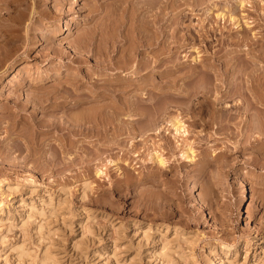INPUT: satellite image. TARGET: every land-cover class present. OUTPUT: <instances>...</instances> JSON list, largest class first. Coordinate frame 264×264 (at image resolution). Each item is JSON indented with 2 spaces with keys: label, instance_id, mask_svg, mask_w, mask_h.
I'll list each match as a JSON object with an SVG mask.
<instances>
[{
  "label": "rangeland",
  "instance_id": "1",
  "mask_svg": "<svg viewBox=\"0 0 264 264\" xmlns=\"http://www.w3.org/2000/svg\"><path fill=\"white\" fill-rule=\"evenodd\" d=\"M100 1L105 2L108 6L111 4L110 9L105 5L108 9L102 8ZM111 1L0 0V24L7 23L9 25L6 24L7 28L4 26L5 24L0 25L1 31L8 32L7 34L6 31H0V46H2V50L5 49L3 52L7 53V47H10L9 50L7 49L8 53L14 51L12 55L7 53L8 56L3 54L2 50L0 51L4 57H0V264H213L214 259L220 260L217 264H264V146L259 145L263 148H256L257 145L252 147V144L261 143L260 136L255 138L246 132L249 122L244 120V115L243 119L238 118V115L237 118L233 116V119L228 120V123L225 120L218 124L215 121H211L212 123L209 121L211 124L208 121L205 123V120L208 119L205 116H210V111H212L211 116L214 115L216 119V115H221L222 109L226 108L223 106L225 104L217 103L214 106L215 109L217 108L215 111L213 108L209 109L207 105H202L201 108L200 105L197 107L195 104L191 108L186 107L181 99L171 102L172 100L166 98L168 96L166 91L171 93L173 87L179 84L183 85L184 82H187L185 81L186 77L180 79L177 77V80L174 78L175 82L170 80L174 84L178 81L179 84L173 85L169 81L168 85H163L161 75L158 74L156 80L161 79V86L159 87V81H156L159 88L155 86L157 88L156 99L152 100L155 102L150 101L151 105L149 100L143 97L142 93L145 91L141 93L142 90L138 89V93L136 90L139 95V104L137 103L139 108L136 106V111H141H138L139 114L136 112V115L132 114L129 117L126 116L129 109H125L128 104H124L127 96L129 99L131 98L132 91L123 92L124 94L122 93L120 98L124 101H121V105L119 102V105H115L114 108L120 109L119 116L122 115L126 120L119 117L121 121L122 119L124 121L121 122L123 125H120V120L117 122L113 118H105L102 121V126L106 128L104 137L102 134L98 136L92 129H84L80 132L78 130L80 126L67 121L66 123L69 125H66L65 122L64 125L71 126L74 133L67 132L66 129H55L52 125H40L39 129L33 123L41 118L43 123H47V117L52 119L57 114H62L60 110L53 114L45 111L47 101L55 100L53 97L50 98L53 95L52 92L47 96V91L49 92L51 87L53 89L62 87L61 84L68 83L71 78L72 81L77 78L81 82L77 80L78 82L75 83H80V86L82 85L84 88L85 85L90 84L88 82L93 80L92 77L101 76L102 73L106 75V70L96 69L93 71L91 69L92 64L95 65V58L88 55L89 50L85 51V55L83 51L79 50V47L77 49V43L81 42L83 45V41L86 39L84 35L91 36L90 38L95 41L93 45H95L100 39L99 36L105 35V33L106 36L112 35L106 31L109 28L107 25L109 22H112L113 25L114 21H111V18L115 21L119 20V22L121 20L123 26H120V31L123 34L121 37L123 40L118 41V44L122 45L121 47L124 45V51L126 48L128 49L129 43L125 40L129 42V37L132 40L133 34L129 31L131 29L133 31L137 27L134 24H138V22H129L133 10L131 14L128 13V6L131 3L129 7L131 8L132 2L131 0H120V3ZM191 1H187L188 6H184L183 3L177 6L173 4L172 9L167 8V16L165 15L162 27L168 22V28H170L168 30L172 31L171 27L173 28L177 23L179 26L183 24L184 29L181 28L177 33L184 34V38L179 36L181 38H178L179 42L172 41L174 44L170 43L171 50L177 49V53L175 52L177 55L172 52L171 54L175 58L171 57L172 55L169 56L174 59L170 58L169 64L166 65V68H170V70L166 72H170L178 66H183V70L188 71L187 69L192 65L190 62L192 55L199 53L208 56L211 55L212 49H214L212 52H217L215 56L218 61L219 58L226 59L223 54L226 51L225 47L227 49L228 46L229 50L234 51L237 45L225 43V46L220 39L225 35H230L232 39H237L242 35V31H236L231 23L227 24L229 26L231 24L233 28L229 27L228 29L227 25L222 30L219 28L223 24L217 23L218 26H216V32L213 35L214 40L212 39V44L215 45L206 47L200 35L197 37L195 35L202 31L201 16L204 15L202 13H204L203 8L205 9V7L199 3V0L192 1L193 4L189 7ZM226 1L221 0L220 2L219 0V4L222 5V2ZM232 1L234 2V0L230 2ZM247 1L249 3L253 1L257 9L253 6L250 7L251 2L242 11L246 12L251 19L253 18L255 27L263 25L264 13L262 11L264 10H259L261 2L259 0ZM247 1L246 3H248ZM124 2H128V5L123 4ZM136 2L140 1H133V5H136ZM116 3L121 6L119 7ZM1 5L6 6L7 10ZM88 5H91L92 9L88 10ZM94 5L98 9L94 8ZM202 5L203 7H201ZM9 8L10 10H8ZM111 8L115 9L114 12ZM122 8L128 9L126 12L130 16L126 12L124 13ZM152 8L142 11L149 13L152 11L151 13L154 14L158 9ZM217 8L214 7L215 10ZM117 9H122V12L118 10V14H116ZM236 10V13L241 12L239 9ZM178 11L180 12L178 13ZM257 11H260L259 15L263 14L260 18ZM111 12L114 13V17ZM129 12L131 11L129 10ZM182 12L186 13L183 15ZM103 13L104 16L107 14L109 18L112 14V17L108 19L109 22L103 21L102 25L103 22L100 21L107 18V16L103 17ZM2 15L3 19L9 21L1 19ZM118 15L119 17L127 16V19L125 17L122 18L123 20L119 19ZM182 15L185 18L180 20ZM6 16L9 17L6 19ZM10 17L11 19H8ZM262 17L263 19H261ZM11 20H15L17 23ZM177 20H180L182 24H179ZM18 21L21 24H18ZM94 22H97L96 25ZM12 23L14 24L12 25ZM105 23L107 24L105 25ZM127 23L133 28L128 27L130 30L126 28L129 25ZM212 23L215 24L214 21ZM93 25L96 29L88 27ZM112 25L110 28L113 29ZM207 25H210L209 22ZM65 26L68 28L59 32L61 27ZM100 26L102 28L104 26L102 30L105 33L102 35H100ZM125 28L132 36H129ZM141 29L145 30L146 27L141 25ZM111 30L108 31L114 32ZM191 30H194L193 33ZM86 32L88 34L92 32V35H88ZM260 32L264 33V28ZM237 33H240V36ZM14 34L17 36L15 37ZM124 34L128 35L126 37L128 39L124 38ZM11 36H14L16 41L6 38ZM18 36H21L22 39ZM89 37L87 40H90ZM188 37L191 39L190 41ZM198 37L201 40L198 41ZM208 37L211 38V35ZM215 37L220 38V41ZM17 38L19 39L17 40ZM110 38L112 37L110 36ZM192 40L195 42L193 43ZM186 41L187 44H185ZM156 42L155 45L152 44V47L157 52V56H161L164 54L161 53V44L159 41ZM125 43L128 45L125 46ZM221 44H224L225 47ZM65 45H71L72 50L65 48ZM172 45L178 46V48L173 47L172 49ZM89 46L91 45L89 44ZM194 46L197 48L194 49ZM196 50L198 51L195 53ZM235 51L234 55L240 54ZM79 52L80 55L77 54ZM111 53H115V50ZM72 54L80 57L82 55V61L78 62V59H73ZM201 55L198 56L199 59L202 58ZM83 57L86 59L84 60ZM176 58L180 63L176 61ZM207 59L204 60L209 61L211 57ZM196 61L198 62V60ZM195 62L192 61L193 65L197 63ZM239 62L240 57L236 60V67ZM158 66L155 67L157 70L164 68V65L158 64ZM119 73L125 74V71ZM73 75L76 77H74L75 79L72 77ZM79 75L81 76L79 77ZM141 75L143 77L141 76L140 80L145 78L143 74ZM166 76L171 77L170 75ZM45 77L47 80H44ZM195 77L188 78L190 82L187 83L194 81ZM34 79L37 84L34 83ZM38 80L41 82L39 83ZM85 80L87 84L84 82ZM32 84L35 85L37 91ZM30 88L33 89V93L40 94L42 91V96L38 95L40 98H32V95L36 96L37 94H33ZM159 89L160 91H158ZM29 90L32 95H28L30 94ZM157 92L160 93L157 94ZM45 94L47 99L43 96ZM42 97L46 101L42 100ZM234 97H230L226 101L228 104L235 101L233 103L236 105L232 104L231 107H227L230 112L241 109ZM26 98H29V101ZM58 98L56 101L62 100V98ZM107 100L111 101L106 98L105 101ZM22 102L25 103L23 106ZM39 102L46 103L41 105ZM149 105L151 106L149 107ZM54 106L58 107V105ZM9 108H12L11 111ZM70 111L74 112L76 109ZM175 114L181 116L186 124L187 134L185 136L174 137L170 132L171 129L167 128L170 126L165 122ZM196 114H200L197 115L199 117H196ZM45 116L46 120L44 121ZM62 116L64 117L61 115L59 118L62 119ZM107 120L108 122H106ZM114 121L117 125L113 123ZM92 122L88 121L87 123L88 125L101 123ZM151 123L152 126H150ZM124 125H126L125 128ZM159 125L162 126V131H159ZM100 135L107 139H105L106 143L103 142L104 139L99 138ZM34 139H36V143ZM66 140L70 143L69 147L71 146L68 148V152L56 151V146L66 144ZM179 140L182 141L178 146ZM12 143H17L14 145L15 148L10 145ZM19 145L21 149H19ZM187 145H190L194 151L191 160H183L179 155L178 149ZM5 147L11 149L7 148V150ZM23 147L25 148L22 150ZM148 150H156L165 156L166 165L161 166L147 160ZM133 152L136 154L134 155ZM107 159H113L116 164H104ZM100 166L103 170L102 173L96 171V168ZM190 182L193 184V191L189 190ZM239 210L240 215H238Z\"/></svg>",
  "mask_w": 264,
  "mask_h": 264
},
{
  "label": "bare ground",
  "instance_id": "2",
  "mask_svg": "<svg viewBox=\"0 0 264 264\" xmlns=\"http://www.w3.org/2000/svg\"><path fill=\"white\" fill-rule=\"evenodd\" d=\"M4 1V0H3ZM96 1V0H95ZM106 1V0H105ZM107 1H109V0H107ZM115 2L116 1H118L119 3H120V0H114ZM123 1V0H122ZM125 1H127V0H125ZM133 1H137V0H133ZM133 1L131 0V2H132V7L131 8H129L130 7V5H131V3H130V5L128 6V9L131 11V12H129V10H128V13H132V10H133V13H132V16H130L126 11L127 10H124L123 8V10H124V13L126 12L130 17H131V21L129 20V22H132V23H134V22H138V24L137 25H135L134 24V26L136 27L133 31H132V29L131 28H133V27H131L130 26V24L129 23H127V24H129V25H127V27L126 28H128V27H130V31L129 30H126V28H125V31L126 32H131L132 34H133V37H132V40H130V38L131 37H129V42L127 41V40H125L127 43H129V46H128V49L126 48V50L124 51V49H123V47H124V45H123V47H121L120 46V44H118L119 42L118 41H120V40H123L121 37H123L122 35V32L120 31L121 29H120V26L122 25L121 24V20H120V22H119V20L118 21H115L114 19L112 20V14L111 13H113L114 12V10H112L113 8H111V10L113 11V12H111V13H109V14H111V21H114L113 22V25L109 22V20L108 19H110L108 16H107V14H106V16H107V18H103L102 19V17H101V19H102V21H100V22H103V21H105V20H107L108 22H109V24H107V23H105V25L107 24V25H109V28L106 30L107 31V33H109V34H112V35H107L106 36V33L105 32H103V30L102 29H104V26H103V28L100 26V28H101V34L100 35H102V33L104 34L105 33V35H102V36H99L100 37V39L99 38H97V39H99V41H98V43L97 44H95V45H93L94 44V42L95 41H93L92 40V38H90L89 36H87V37H89L90 38V40L88 39L87 40V37H86V35H84L85 36V42L83 41V39H81V41H83V45L81 44V42L80 43H77L78 44V46H77V49H78V47H79V50L82 52L83 51V54H85V51H87V50H89L90 51V53L88 54L90 57L92 56V57H94L95 58V65L94 64H92L93 65V67H91V69L94 71V70H98V69H100V70H106V75H104L103 73H102V75H104V76H102L101 74V76H97V77H92V79L93 80H91V82H88V83H90L89 85H85V87L84 88H82V85L80 86V83H78V84H76L79 80L73 75L72 77L74 78H76V80L75 81H72L73 79L71 78V81H68V83H65V84H61V83H59V84H61L62 85V87L60 86V87H54V89L51 87V90H50V87H48L49 88V92L47 91V96H49V94L52 92V94L53 95H51L50 96V98L51 97H53V99L55 98V100H50L49 99V101H47V103H46V113H49L50 112V114L52 113H55V111H58V110H60V111H62V114H60V115H58L57 114V116L56 117H54V118H52V119H48V117H47V120H46V116H45V119H44V121L46 120V122L47 123H43L41 120H42V118H41V120H36V121H34L33 123L36 125V126H38V128H39V126L40 125H52L55 129H58V130H63V129H66L65 131H67V132H73V130L69 127V126H65L64 125V122L66 123V121L67 122H69V123H71V124H76V126H80V128H78V130L81 132L82 130H84V129H92L96 134H98V136H99V134H105L104 132L106 131V128L105 127H103L102 126V121H104V119L105 118H107V117H109V118H113L115 121H117V122H119L118 120H120V118L122 117V115H120L119 116V110L117 109V108H114V106L115 105H119V102H120V105H121V101H122V99L120 98L121 97V94L123 93V92H127V90H129V92L130 91H132V94L130 95V97L132 98H130L129 99V96H127L126 98H125V104L124 105H126V104H128V105H126L127 106V108H125V109H129L128 110V113H126V116L127 117H129V116H131L132 114H137L138 113V111H141V110H137L136 111V106L139 108V106L137 105V103L139 104V95L137 94V92L139 91L138 89H140V90H142L141 91V93L143 92V91H145V92H143L142 94H143V97H145L147 100H149V102L150 101H152L154 98H155V94H156V90H157V88L155 87V86H157L158 87V85H156V81H159V87L161 86L160 85V81H161V79L160 80H156L157 79V75L159 74V76L162 78V81H161V83L164 85H168L167 83H169V81L170 80H173V82H175L174 81V78L176 79L177 77H179V79L182 77H186L187 78V80H185V81H189L188 80V78H191L192 76H193V78L195 77V76H197V77H195L196 79H194V81H191V83H187V82H184L183 83V85L182 84H179L178 83V81H177V83L179 84L178 86H176V87H173V89H172V91H170L171 93H168V91H166L167 92V95H166V93L165 92H163V93H165V95L167 96H164V97H166V98H168V99H170V100H172L171 102H173V101H176L177 99H181V101L183 102V103H185V105H186V107L188 106V107H194L193 105H195L196 104V106L197 105H200V107L202 108V105L204 106V105H207L208 107H209V109L210 108H213L215 111L217 110V108L215 109L214 108V106L217 104V103H222V104H225V105H223V106H225L226 108L224 109L223 108V106H222V113H221V115H216V119L214 118V115L213 116H211V112L212 111H210V116L208 115V116H205L206 118H208V119H206L205 120V123L208 121H215L217 124L218 123H220L221 121H226L227 123L229 122L228 120H230L233 116H235L236 118L238 117V118H242V116L244 115V120L246 119V121L247 122H249L248 123V126H247V133H249V134H251V136H254L255 138H258L259 136H260V141H261V143H258V144H252V147L253 146H256L257 145V147L256 148H258L259 147V145H262V146H264V33H261L260 32V30L262 29V28H264V24L263 25H258V27H255V23H254V20H253V18L251 19V17L246 13V12H244V11H242L244 8H247L246 6H249L250 5V3L252 2V4L250 5V7L251 6H253V7H255L256 9H257V7H256V5H254L253 4V1H251L250 3L247 1V0H234V2L232 1V2H222L223 4L221 5V4H219V0H199V3L200 4H203L204 5V7H205V9L203 8V10H204V13H202V14H204L203 16H201L202 18H201V20H202V24L200 25L201 27V29H202V31L201 32H199L198 34L196 33L195 35H196V37L198 36V35H200V37H201V39L205 42V44H206V47H210V46H212L213 44H212V39L214 40V34H215V29H216V26H218V25H216L217 23H219V25L220 24H223L222 26H221V28H219V29H221L222 30V28H224V27H226L228 24L227 23H231L232 24V26L236 29V31L238 30V31H242V35L240 36L239 34L240 33H237L240 37H238L237 39L236 38H233L232 39V37L229 35V36H227V35H225V37H221L222 39H220V38H218L217 39V37H215V39L216 40H218V41H222V43H226L227 45H231V44H236L237 46V48L234 50L236 53L237 52H239L240 54L239 55H234V51H232V50H229V48H228V46H227V49H226V44H225V46H224V44L222 45L221 44V46H224L225 47V50H223V51H225L223 54L225 55V57H226V59H224V58H222V60H221V58H219L220 60L218 61V58H216V56H215V53H217V52H212V50H214V49H212L211 50V55H208V56H205V55H201V54H196V55H192V60H191V56H190V62H191V66L189 67V69H187L188 71H186V70H183V66H178V67H174L175 69L174 70H172V71H170V72H166L167 70H170V68L169 69H167L166 68V65L167 64H169L168 62H169V60H170V58L171 57H173L174 55L173 54H171L172 52H174V54H175V52L177 51V49H175V51L174 50H171V44L170 43H173V42H175V41H178V38H180L181 36L183 37V35L184 34H182V31H180L181 32V34L182 35H179L178 33H177V31H179L181 28H183L184 29V26H183V24L182 23H180V20L182 19V18H185L183 15L186 13H184L183 14V12H182V16L180 17V20H177L178 22H179V24H182L181 26H179L178 25V23H177V25L179 26H174L173 28L175 29L174 31H173V28L171 27V30L172 31H169L168 29H170V28H168V22L165 24V26H163L162 27V24H163V22L165 21L164 20V18H165V15L167 16V8L168 7H172L173 8V4L174 5H180V4H183L184 6H188V2H189V0H143V1H141V0H138V1H140V2H136V5H133ZM188 1V2H187ZM191 1V0H190ZM193 2H194V0H192ZM192 1H191V5L189 6V7H191L192 6ZM198 1V0H197ZM246 1L249 3H246ZM260 2H261V5H260V9L259 10H264V7H263V5H264V0H259ZM11 2V1H10ZM93 2V1H92ZM98 2V1H97ZM101 2V1H100ZM111 2H113V0L111 1ZM196 2V1H195ZM220 2H221V0H220ZM3 3V2H2ZM96 3V2H95ZM95 3H93V4H95ZM102 3V2H101ZM126 3V6L128 5V2H124L123 4H125ZM135 3V2H134ZM185 3H186V5H185ZM197 3V2H196ZM199 3H198V5H199ZM1 4V3H0ZM4 4L6 5V3L4 2ZM4 4H2V5H4ZM11 4V3H10ZM1 5V6H2ZM98 5H100V3H98ZM103 5V6H102ZM102 5H100L102 8L103 7H105V6H108V4L106 5L105 4V2L104 3H102ZM105 5V6H104ZM111 5V4H110ZM110 5L108 6L109 7V9H110ZM113 5H114V3H113ZM116 5H119V4H117L116 3ZM172 5V6H171ZM194 5H197V4H195L194 3ZM193 5V6H194ZM203 5L201 6V7H203ZM221 6V8H220V6ZM8 6V5H7ZM28 6V5H27ZM91 6V5H90ZM89 5L87 6V7H89V9L88 10H90V9H92V7H90ZM93 6V5H92ZM96 5H94V8H97L98 9V7H95ZM99 6V7H100ZM121 5H119V7H120ZM123 6H125V5H123ZM126 6H125V8H126ZM133 6H134V8H133ZM176 6H174V7H176ZM3 8L5 7V9L7 8L6 6H2ZM108 7H105L104 9L106 10V8L108 9ZM152 7H156L158 10H156V12H154V14H152L151 12V15H150V13L149 12H143L142 10H144V11H146L147 10V8H152ZM196 7V6H195ZM200 7V6H199ZM200 7V8H201ZM214 7L215 8H217V7H219V8H217L216 10L214 9ZM252 7V8H253ZM31 8V7H30ZM118 8V7H117ZM169 8V9H170ZM171 8V9H172ZM182 9H183V7H181ZM188 8V7H187ZM100 9V8H99ZM122 9L120 10V9H117L116 10V12L118 11V10H120L121 12H122ZM153 9V8H152ZM170 9V10H171ZM180 9V8H179ZM178 9V10H179ZM236 9H239V10H241V12L240 13H236ZM7 10V9H6ZM8 10H10V8L8 9ZM101 10H103V9H101ZM149 10V9H148ZM154 10V9H153ZM190 10V9H189ZM202 10V9H201ZM202 10V11H203ZM245 10V9H244ZM5 11V10H4ZM33 11V10H32ZM38 11V10H37ZM104 11V10H103ZM150 11V10H149ZM172 11V10H171ZM170 11V12H171ZM10 12V11H9ZM38 12H42V11H38ZM90 12V11H89ZM180 11H178V13H179ZM258 12V11H257ZM260 12V11H259ZM259 12L257 13L258 15H259ZM263 13H264V11H262ZM105 13H106V11H105ZM123 13V14H124ZM140 13H142V14H140ZM147 13V14H146ZM149 13V14H148ZM169 13V12H168ZM173 13V12H172ZM1 14V13H0ZM8 14V13H7ZM6 14V15H7ZM17 14H19V13H17ZM116 14H118V12L116 13ZM115 14V15H116ZM122 14V13H121ZM171 14V13H170ZM12 15V14H11ZM10 15V16H11ZM105 14L103 13V17H106V16H104ZM119 15H120V13H119ZM119 15H118V18L119 19H122L123 17H125L124 15H121V17H119ZM135 15V16H134ZM140 15V16H139ZM187 15V14H186ZM185 15V16H186ZM263 14H260L259 15V18L262 16ZM149 16H151V17H149ZM3 17V15L1 16V19H3L2 18ZM7 17H9V16H6L5 18L7 19ZM113 17H114V13H113ZM115 17H117V16H115ZM127 17V16H126ZM125 17V18H126ZM8 19H11V17L10 18H8ZM13 19V18H12ZM127 19V18H126ZM261 19H263V17L261 18ZM4 21H6L5 19H3ZM123 20V19H122ZM184 20V19H183ZM2 21V20H1ZM3 21V22H4ZM7 21H9V20H7ZM6 21V22H7ZM11 21H14L15 22V20H11ZM20 21V20H19ZM18 21V22H19ZM106 21V22H107ZM127 21V20H126ZM215 22V24L214 23H212V22ZM2 22V23H3ZM170 22V21H169ZM208 22H209V24L210 25H207L208 24ZM1 23V22H0ZM15 23H17V22H15ZM95 23V22H94ZM97 23V22H96ZM96 23L94 24V25H96ZM124 23V22H123ZM3 24H5V23H3ZM3 24L1 25V26H3ZM7 24V23H6ZM6 24L4 25L5 27H6ZM10 24V23H9ZM14 23H12V25H13ZM18 24H21L20 22L18 23ZM18 24H16V25H18ZM104 24V22L102 23V25ZM170 24V23H169ZM231 24H230V26L228 25L227 26V28L229 29V27L230 28H233V27H231ZM12 25H11V27H12ZM16 25H15V27H16ZM94 25L93 26H88V27H92V28H94ZM110 25H112V27H114L113 29L112 28H110L111 26ZM141 25H143V26H145L146 27V29L145 30H140V26ZM206 25H207V27L209 26V28H207L206 27ZM7 26H9L8 24H7ZM123 26V25H122ZM126 26V25H125ZM124 26V27H125ZM132 26H133V24H132ZM139 26V27H138ZM183 26V27H182ZM4 27V28H5ZM10 27V28H11ZM14 27V28H15ZM88 27H86V29H88ZM106 27H108V26H106ZM175 27H178L177 29L175 28ZM3 28V27H2ZM7 28V27H6ZM13 28V27H12ZM68 27L67 26H65V27H61V29H60V31L59 32H63L64 30H66ZM91 28V29H92ZM122 28V27H121ZM94 29H96V27L94 28ZM106 29V28H105ZM113 30L114 32H109L108 30ZM123 29V28H122ZM201 29H199V30H201ZM2 30V29H1ZM0 30V31H1ZM26 30V29H25ZM24 30V31H25ZM63 30V31H62ZM88 30H90V29H88ZM111 30V31H112ZM4 31V30H3ZM3 31H1V32H3ZM6 31V30H5ZM4 31V32H5ZM94 31V30H93ZM92 31V32H93ZM125 31H124V33H125ZM193 31L194 30H191V32L193 33ZM7 32V31H6ZM26 32V31H25ZM87 32H90V31H87ZM86 32V33H87ZM91 32V33H92ZM128 32V34H129V36H132V35H130V33ZM185 32V31H184ZM90 33V34H91ZM94 33V32H93ZM7 34H8V32H7ZM25 34V33H24ZM88 34V33H87ZM90 34H88V35H90ZM211 35V38L210 37H208V36H210ZM15 35V34H14ZM28 35V34H27ZM92 35V34H91ZM94 35V34H93ZM127 35V34H126ZM3 36V35H2ZM9 36V35H8ZM17 35H15V37H16ZM22 37H24V35H21ZM21 36H18V37H20L21 38ZM82 37H83V35H81ZM81 36H79V38L81 37ZM105 37V38H101V37ZM110 36L112 37V38H110ZM124 36H125V34H124ZM180 36V37H179ZM194 36V35H193ZM206 36H207V38H206ZM236 37H237V35H235ZM14 36H11V37H6L7 39L9 38H12V39H14L13 38ZM81 37V38H82ZM93 37V36H92ZM107 37H109V39H106ZM126 37H128V35L127 36H125L124 38H126ZM192 37V36H191ZM234 37V36H233ZM3 38H5V37H3ZM78 38V39H79ZM184 38V37H183ZM208 38H210V39H208ZM6 39V40H7ZM19 38H17V40H18ZM22 39V38H21ZM78 39H76V40H78ZM106 39V40H105ZM126 39H128V38H126ZM181 39V38H180ZM188 39H189V37H188ZM191 39H193V37L191 38ZM191 39H189V41L191 40ZM196 39V38H195ZM198 39V41H199V37L197 38ZM200 39V40H201ZM220 39V40H219ZM15 40V39H14ZM14 40H12V42H14ZM183 40V39H182ZM184 40H186V39H184ZM9 41H11V40H9ZM16 41V40H15ZM24 41V40H23ZM22 41V42H23ZM96 41V42H97ZM156 41H159L160 42V44H161V49H162V51H161V53H164L163 55H161V56H157V52L156 51H154V49H153V47H152V44L154 43V45H155V42ZM173 41V42H172ZM180 41V40H179ZM178 41V42H179ZM76 42V41H75ZM177 42V43H178ZM192 42L194 43L195 41L194 40H192ZM130 43H133V44H130ZM157 43V42H156ZM177 43H175V44H177ZM192 43V44H193ZM220 43V42H219ZM76 43H75V46L77 45ZM89 44L91 45V46H89ZM122 44V43H121ZM124 44V43H123ZM159 44V45H160ZM174 44V43H173ZM179 44H181V43H179ZM178 44V45H179ZM184 44V43H183ZM185 44H187V41H186V43ZM217 44V43H216ZM128 45V44H127ZM126 45V43H125V46H127ZM158 45V46H159ZM215 45V44H214ZM213 45V46H214ZM71 46V45H70ZM69 45H65V48H69V49H71V47H70ZM157 46V47H158ZM177 46V45H176ZM2 46H0V48H1ZM4 47V46H3ZM173 47L174 48H178V46L177 47H175V46H173L172 45V49H173ZM192 47V46H191ZM195 47L196 46H194V49H195ZM234 47V46H233ZM5 48V47H4ZM125 48V47H124ZM158 48H160V46L158 47ZM157 48V49H158ZM181 48V47H180ZM193 48V47H192ZM197 48V47H196ZM213 48H215V47H213ZM221 48H223V47H221ZM235 48V47H234ZM7 49L9 50L10 49V47L8 48L7 47ZM6 49V51H7V53H8V50ZM11 49H13V48H11ZM160 49V50H161ZM183 49V48H182ZM2 50V48L0 49V51ZM3 50H5V49H3ZM3 50H2V52H3ZM72 50V49H71ZM115 50V53H111L112 51H114ZM156 50V49H155ZM160 50H159V52H160ZM209 50H210V48H209ZM216 50V49H215ZM12 51V50H11ZM76 51V50H75ZM179 51H180V49H179ZM178 51V52H179ZM198 50H196L195 51V53L197 52ZM216 51H218V50H216ZM222 51V52H223ZM14 52V51H13ZM12 52V53H13ZM159 52H158V54H159ZM7 53L6 52H3V54H6L7 55ZM12 53L11 52H9L8 53V55H12ZM86 53H88V52H86ZM177 53V52H176ZM78 55H80V52L79 53H77ZM76 54V55H77ZM141 54V55H140ZM203 54V53H202ZM222 54V53H221ZM222 54V55H223ZM238 54V53H237ZM7 55V56H8ZM73 55V54H72ZM74 55H75V52H74ZM72 56V58L73 59H78L77 61L79 62L80 60L82 61V59H81V57H82V55H81V57L80 56ZM86 55V54H85ZM160 55V54H159ZM170 55H172L171 57H169ZM175 55H177V54H175ZM199 55H201V59H199L198 58V56ZM203 56H204V58H203ZM220 56V55H219ZM0 57H2V54H1V52H0ZM85 57H87V56H85ZM85 57H83L84 58V60L86 59ZM211 57V60H209V61H206V60H204L205 58L207 59V58H210ZM224 57V56H223ZM240 57V62H239V64H238V66L236 67V60L238 59ZM2 58H4V57H2ZM5 58H7V57H5ZM94 58H92L93 59V61H94ZM174 58H175V56H174ZM174 58H171L172 60L174 59ZM177 59L178 58H176V61H177ZM172 60H171V63H172ZM179 60V59H178ZM196 60H198V62L196 61ZM208 60V59H207ZM92 61V60H91ZM92 61V62H93ZM192 61H196L195 63L197 64H195V65H193L194 63H192ZM11 62V61H10ZM177 62H179L180 63V61H177ZM183 62V61H182ZM174 63V62H173ZM178 63V64H179ZM158 64L161 66V65H164V68H161V70H157L155 67H159L158 66ZM157 65V66H156ZM176 65H177V63H176ZM182 65H184L183 63H182ZM190 65V64H189ZM188 65V66H189ZM174 66H175V64H174ZM185 66V65H184ZM188 66H186V67H188ZM168 67V66H167ZM172 69V68H171ZM122 71H125V74H118V72H122ZM96 72V71H95ZM141 74H143L144 76H145V78H143L142 80H140L141 79ZM172 74H173V76H172ZM50 75V74H49ZM70 75H71V73H70ZM85 75V74H84ZM86 75H88V74H86ZM92 75V74H91ZM97 75V74H96ZM98 75H99V73H98ZM166 75H170L171 77H173V78H168ZM78 76V75H77ZM81 75H79V77H80ZM88 76H90V75H88ZM49 77V76H48ZM53 77H54V75H53ZM87 77V76H86ZM91 77V76H90ZM136 77V79H134ZM143 77V76H142ZM165 77V78H164ZM40 78V77H39ZM46 79H44V80H47V77H45ZM74 78V79H75ZM88 78V77H87ZM86 78V80H88ZM163 78H164V81H163ZM66 79H67V77H66ZM165 79H167V80H165ZM192 79V78H191ZM190 79V80H191ZM35 80V79H34ZM33 80V81H34ZM49 80V79H48ZM68 80H70V79H68ZM78 80V81H77ZM86 80L84 81L85 83H86ZM177 80V79H176ZM64 81H66V80H64ZM77 81V82H76ZM38 82L40 83L41 81L40 80H38ZM67 82V81H66ZM76 82V83H75ZM79 82H81V80L79 81ZM172 81H170V83L172 84L173 83ZM190 82V81H189ZM34 83H36V80L34 81ZM176 83V84H177ZM181 83H182V81H181ZM37 84V83H36ZM42 84V83H41ZM83 84V83H82ZM87 84V83H86ZM158 84V83H157ZM170 84V85H171ZM176 84H174L173 83V85H176ZM32 86H34L35 87V85H33L32 84ZM31 86V87H32ZM58 86V85H57ZM172 86V85H171ZM30 87V86H29ZM33 87V88H34ZM41 87V85L39 86V88ZM158 87V88H159ZM167 87V86H166ZM169 87V86H168ZM36 88V87H35ZM47 88V89H48ZM60 88V89H59ZM170 88V87H169ZM43 89V88H42ZM132 89V90H131ZM163 89V88H162ZM30 90L32 91V93H33V89L32 88H30ZM29 90V93L30 94H28V95H32L31 94V91ZM136 90H137V92H136ZM166 90H167V88H166ZM36 91H37V88H36ZM41 91V90H40ZM40 91H39V93H40ZM43 91H44V89H43ZM158 91H160V89L158 90ZM46 92V91H45ZM41 93H43L42 91H41ZM41 93L40 94H38V92L36 93H33V94H37L36 96H31L32 98H35V97H41L42 95H41ZM49 93V94H48ZM139 93V92H138ZM158 93H160V92H157V94ZM161 93H162V91H161ZM124 94V93H123ZM27 95V97H29ZM39 95V96H38ZM45 98L47 97L46 96V94L45 95H43ZM70 96V98H68ZM115 96H117V97H115ZM133 96V97H132ZM142 96V95H141ZM235 96V97H234ZM39 97V98H40ZM59 97V98H58ZM110 97H111V99H110ZM230 97H234V98H236L235 100H236V103H237V105H238V107L240 106L241 107V109L240 110H233L234 112H230L229 111V109L227 108V107H231L232 106V104H234L233 102H235V101H233L232 102V104H228L226 101L230 98ZM31 98V99H32ZM48 98V97H47ZM46 98V99H47ZM56 98H58V99H61L62 98V100H58V101H56ZM106 98H108L109 100H111L110 102H108V100L107 101H105V99ZM122 98H123V96H122ZM31 99H30V101H31ZM46 99H43V97H42V100H44V101H46ZM128 99V100H127ZM156 99V98H155ZM163 99V98H162ZM26 100H28L29 101V98L27 99L26 98ZM26 100H23L24 102L26 101ZM39 100V99H38ZM127 100V101H126ZM147 100H145V101H147ZM157 100H158V97H157ZM231 100V99H230ZM39 101H41V100H39ZM123 101H124V99H123ZM122 101V102H123ZM32 102V101H31ZM34 102V101H33ZM36 102H38L37 100H36ZM42 102V101H41ZM41 102H39V103H41ZM127 102V103H126ZM152 102H155V101H152ZM152 102H150V104L152 103ZM166 102V101H165ZM16 103V102H15ZM43 103V102H42ZM41 103V105H44V104H42ZM70 103V104H69ZM158 103V102H157ZM162 103V102H161ZM22 104V106H23V104H25V103H21ZM38 104V103H37ZM122 104V105H123ZM163 104H164V102H163ZM167 104V103H166ZM14 105V104H13ZM40 105V104H39ZM54 105H58V107L57 108H55L56 106H54ZM152 105V104H151ZM151 105H149V107L151 106ZM162 105V104H161ZM234 105H236V104H234ZM18 106V105H17ZM21 106V107H22ZM159 106V105H158ZM206 106V107H207ZM218 106H219V104H218ZM6 107V106H5ZM5 107H3V109H5ZM43 107V106H42ZM120 107H122V106H120ZM125 107V106H124ZM146 107V106H145ZM164 107H166L165 106V104H164ZM198 107V106H197ZM199 107V108H200ZM41 108V107H40ZM123 108V107H122ZM147 108V107H146ZM198 108V109H199ZM205 108V107H204ZM10 109V108H9ZM12 109V108H11ZM11 109H10V111H11ZM42 109V108H41ZM71 109H76V111H74V112H72V111H70ZM117 109V110H116ZM124 109V108H123ZM142 109V108H141ZM148 109V108H147ZM162 109H164V108H162ZM238 109V108H237ZM5 110H7V108L5 109ZM22 110V109H21ZM143 110V109H142ZM190 110V109H189ZM214 110H213V112H214ZM218 110H219V108H218ZM221 110V109H220ZM42 111V110H41ZM44 111V112H45ZM68 111H70V112H68ZM125 111H127V110H125ZM146 111H148V110H146ZM43 112V113H44ZM59 112V111H58ZM137 112V113H136ZM143 112V111H142ZM189 112V111H188ZM218 113H220V112H218ZM217 113V114H218ZM139 114V113H138ZM201 114V113H200ZM200 114H196V117H199V116H197V115H200ZM203 114V113H202ZM208 114H209V112H208ZM214 114V113H213ZM33 115V114H32ZM31 115V116H32ZM61 115H64V117L62 116V119L61 118H59V116H61ZM207 115V114H206ZM238 115V116H237ZM28 116V115H27ZM30 116V117H31ZM44 116V115H43ZM49 116V115H48ZM54 116H55V114H54ZM125 116V115H124ZM33 117V116H32ZM120 117V118H119ZM133 117V116H132ZM168 117H170V116H168ZM194 117H195V115H194ZM202 117V116H201ZM204 117V116H203ZM34 118V117H33ZM123 119H125V117H122ZM32 119V118H31ZM40 119V118H39ZM112 119V120H113ZM123 119H122V121H123ZM215 119V120H214ZM233 119V118H232ZM243 119V118H242ZM109 120V119H108ZM108 120L106 121V122H108ZM111 120V119H110ZM126 120V119H125ZM131 120H132V118H131ZM194 120V119H193ZM201 120V119H200ZM199 120V121H200ZM88 121H95V123H97V122H101L99 125H96V124H91V125H88ZM113 122V123H115L116 124V122ZM121 120H120V125L122 124L123 125V123H121L122 122ZM202 121H204V119H202ZM92 122V123H93ZM124 122V121H123ZM155 122V121H154ZM154 122H153V127H154ZM165 122V121H164ZM197 122H198V120H197ZM201 122V121H200ZM209 122V124H211ZM86 123H87V125H86ZM110 123H112V122H110ZM125 123H128L127 121H125ZM148 123H150V122H148ZM148 123H146L147 125H148ZM166 125H168V126H170V127H167L169 130L171 129V130H173V131H171L170 130V132H172V134H173V136L174 137H176V136H185L186 134H187V127H185L186 126V124L184 123V120L181 118V116H179L178 114H175V115H172L166 122ZM164 123V124H165ZM203 123V122H202ZM158 124H160L161 125V123H158ZM163 124V125H164ZM222 124V123H221ZM66 125H69V124H67L66 123ZM101 125V126H100ZM114 125V124H113ZM117 125V124H116ZM116 125H114V126H116ZM132 125V124H131ZM159 125V126H160ZM165 125V126H166ZM206 125H208V124H206ZM220 125V124H219ZM223 125V124H222ZM52 126H50V127H52ZM146 126V125H145ZM150 126H152V123L150 124ZM119 127V126H118ZM124 128L126 127V125H124L123 126ZM127 127H129V126H127ZM157 127V126H156ZM161 127L162 126H160V129H159V131H162V129H161ZM215 127H219V126H215ZM11 128H12V126H11ZM75 128V127H74ZM119 128H121V127H119ZM151 128V127H150ZM164 128H166V127H164ZM163 128V129H164ZM40 129V128H39ZM76 129H77V127H76ZM115 129H117V128H115ZM114 129V130H115ZM129 129V128H128ZM145 129V128H144ZM152 129H155V128H152ZM120 131V130H119ZM155 131V130H154ZM158 131V130H157ZM158 131V132H159ZM189 131V130H188ZM109 132V131H108ZM168 132V131H167ZM74 133V132H73ZM112 133V132H111ZM165 133H166V130H165ZM246 133V134H247ZM119 134V133H118ZM168 134V133H167ZM102 135H100V137L99 138H102L101 136ZM106 135V134H105ZM117 135V133L115 134V136ZM114 136V135H113ZM113 136H111V138H113ZM172 136V135H171ZM179 136V137H180ZM246 136H248V134L246 135ZM103 137H104V135H103ZM117 137V136H116ZM108 138L110 139V136H108ZM115 138V137H114ZM104 138H102V140H103ZM106 139V138H105ZM105 139L103 140V142H107V141H105ZM116 139V141L118 142V140H117V138H115ZM114 139V140H115ZM70 140V139H69ZM107 140V139H106ZM114 140H110V141H114ZM133 140V139H132ZM131 140V141H132ZM178 140V139H177ZM34 141H35V143H36V139H34ZM109 141V140H108ZM109 141V142H110ZM180 141V140H179ZM182 141V140H181ZM181 141L180 142H177V145L179 146L180 144H181ZM24 142V141H23ZM23 142H21V143H23ZM66 142H67V140H66ZM115 142V141H114ZM116 142V143H117ZM175 142V141H174ZM19 144H21L20 142H18ZM25 143V142H24ZM23 143V144H24ZM70 143H72L71 142V140H70ZM70 143H63V144H61V145H59V146H56V151H60V152H62V153H67L68 152V148H70L69 147V144ZM132 143V142H131ZM17 143H12V144H10V145H16ZM26 144V143H25ZM5 145V144H4ZM132 145H133V143H132ZM9 146V145H8ZM27 147H28V145H26ZM262 146H260L259 148H261ZM19 147V149H21V146L19 145L18 146ZM6 148V147H5ZM8 148V147H7ZM6 148V149H7ZM14 148H15V146H14ZM25 147H23L22 148V150L24 149ZM242 148H244L243 146H242ZM255 148V147H254ZM263 148V147H262ZM2 149H4L3 148V146H2ZM8 149H11L10 147L8 148ZM7 149V150H8ZM16 149H17V147H16ZM240 149H241V147H240ZM18 150V149H17ZM21 150V151H22ZM26 150V149H25ZM179 150V155H180V157L183 159V160H191L192 159V157H193V153H194V151H193V149H192V147L190 146V145H187V146H183L182 148L180 147V149H178ZM149 152L147 153L148 154V157H147V160H149V161H151V162H154V163H157L158 165H161V166H165L166 165V160H165V156H162V154L160 153V152H157L156 150H148ZM134 153V152H133ZM136 153H134V155H135ZM68 155H70V153H68ZM106 163H108V164H116V162L113 160V159H107L105 162H104V164H106ZM96 171H98V173L100 172V173H102V167L100 166V167H97L96 168ZM189 190L190 191H193V189H194V187H193V184H192V182H190L189 184ZM238 215H240V210L238 211ZM218 261H220V260H213L212 262H213V264H217L218 263Z\"/></svg>",
  "mask_w": 264,
  "mask_h": 264
}]
</instances>
